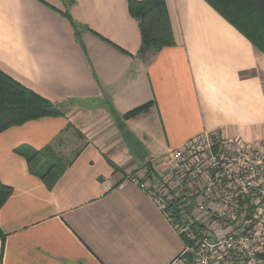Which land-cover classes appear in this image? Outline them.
I'll list each match as a JSON object with an SVG mask.
<instances>
[{
  "label": "crops",
  "instance_id": "0c3cea01",
  "mask_svg": "<svg viewBox=\"0 0 264 264\" xmlns=\"http://www.w3.org/2000/svg\"><path fill=\"white\" fill-rule=\"evenodd\" d=\"M166 4L176 44L139 57L128 0H0V69L63 112L0 133V180L13 188L0 264H170L186 243L128 175L147 161L160 173L203 131L264 141V54L207 1ZM149 101L122 120L143 145L134 152L112 110ZM49 144L66 159L79 150L51 189L26 156Z\"/></svg>",
  "mask_w": 264,
  "mask_h": 264
},
{
  "label": "built area",
  "instance_id": "2783aa9c",
  "mask_svg": "<svg viewBox=\"0 0 264 264\" xmlns=\"http://www.w3.org/2000/svg\"><path fill=\"white\" fill-rule=\"evenodd\" d=\"M128 177L191 241L170 264H264V141L203 131Z\"/></svg>",
  "mask_w": 264,
  "mask_h": 264
},
{
  "label": "trees",
  "instance_id": "16d2710c",
  "mask_svg": "<svg viewBox=\"0 0 264 264\" xmlns=\"http://www.w3.org/2000/svg\"><path fill=\"white\" fill-rule=\"evenodd\" d=\"M205 1L264 54V0ZM73 2L74 0H70V3ZM128 8L131 16L138 21L141 34V45L137 56L144 57L149 53L157 54L162 49L176 44L166 0H128ZM63 14L71 22L75 35L80 40L82 26L72 18L68 11ZM122 51L128 54L127 51ZM153 103L154 101L146 102L125 114L112 110L113 117L119 124L118 127L126 144L134 152L141 151L143 145L125 128L121 121L148 112ZM61 115L63 112L58 104L26 87L0 69V133L14 125H21L46 116L58 117ZM78 154L79 150L75 151L71 159H66L60 156L53 144H49L42 149L29 150L26 156L31 173L38 174L46 186L51 189ZM111 163L117 167L114 162ZM150 166V161L143 165L148 169V174L153 173ZM12 193L13 188L0 180V210ZM5 238L6 233L0 225V239L4 241ZM182 238L186 245H191V241L185 236Z\"/></svg>",
  "mask_w": 264,
  "mask_h": 264
},
{
  "label": "rangeland",
  "instance_id": "374dc122",
  "mask_svg": "<svg viewBox=\"0 0 264 264\" xmlns=\"http://www.w3.org/2000/svg\"><path fill=\"white\" fill-rule=\"evenodd\" d=\"M112 133V138H113V132H111ZM121 135H122V139H123V141L125 142V140H124V137H123V134H122V132H121ZM125 144H126V142H125ZM128 146V145H127ZM108 148V147H107ZM128 148H130L129 146H128ZM72 151L73 150H66V151H64V153L65 154H67L68 156H70L71 154H72ZM112 151V150H111Z\"/></svg>",
  "mask_w": 264,
  "mask_h": 264
},
{
  "label": "water",
  "instance_id": "95a60500",
  "mask_svg": "<svg viewBox=\"0 0 264 264\" xmlns=\"http://www.w3.org/2000/svg\"><path fill=\"white\" fill-rule=\"evenodd\" d=\"M121 123H122V121H121ZM121 123H120V124H121Z\"/></svg>",
  "mask_w": 264,
  "mask_h": 264
}]
</instances>
